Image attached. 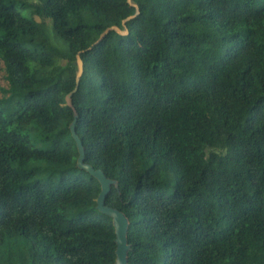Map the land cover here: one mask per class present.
<instances>
[{"label":"trees","instance_id":"obj_1","mask_svg":"<svg viewBox=\"0 0 264 264\" xmlns=\"http://www.w3.org/2000/svg\"><path fill=\"white\" fill-rule=\"evenodd\" d=\"M0 62V264L115 261L74 110L127 264H264V0H0Z\"/></svg>","mask_w":264,"mask_h":264},{"label":"water","instance_id":"obj_2","mask_svg":"<svg viewBox=\"0 0 264 264\" xmlns=\"http://www.w3.org/2000/svg\"><path fill=\"white\" fill-rule=\"evenodd\" d=\"M130 1V0H128ZM136 8L137 5L133 4ZM138 13V10L136 12V14ZM135 14V15H136ZM133 15V16H135ZM131 16V17H133ZM113 29L117 32H119L120 34H126L127 33V29L125 28V31L121 30L119 27L117 26H112L110 27V30ZM78 58V73L76 76V86L74 88V90L69 93L66 96V101L67 104L69 106H72V103L70 102V97L72 95L73 92H75L78 88V80L79 77L82 73V61ZM77 120V114L76 111L74 110V119L72 121V123L70 124V130H71V134L73 136V138L75 139L76 145H77V149H78V158H77V166L81 169L86 170L88 173H90L92 176H94L100 183V191L99 194L96 198V208L97 210H99L100 212L110 216L112 218V222H113V226H114V233H115V243H116V248H115V261L113 264H127V251L129 250V244L127 242V229H128V219L127 217L124 215L123 212H121L120 210H118L117 208H113L110 206H107L105 204V199L107 194L109 193L110 189H111V185L112 184H116L114 180L108 178L102 170L100 169H94L91 165H89L88 163L84 162V147L83 144L80 140V138L78 137V135L75 132V122Z\"/></svg>","mask_w":264,"mask_h":264},{"label":"rangeland","instance_id":"obj_3","mask_svg":"<svg viewBox=\"0 0 264 264\" xmlns=\"http://www.w3.org/2000/svg\"><path fill=\"white\" fill-rule=\"evenodd\" d=\"M5 73H4V66L3 64L0 62V85L5 86L6 85V80L4 78ZM37 145V144H36ZM39 146V145H37Z\"/></svg>","mask_w":264,"mask_h":264}]
</instances>
